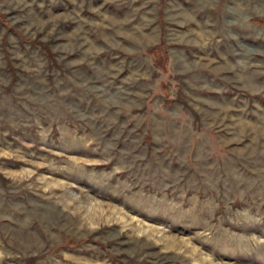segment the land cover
Returning a JSON list of instances; mask_svg holds the SVG:
<instances>
[{"label":"rangeland","instance_id":"1","mask_svg":"<svg viewBox=\"0 0 264 264\" xmlns=\"http://www.w3.org/2000/svg\"><path fill=\"white\" fill-rule=\"evenodd\" d=\"M0 264H264V0H0Z\"/></svg>","mask_w":264,"mask_h":264}]
</instances>
